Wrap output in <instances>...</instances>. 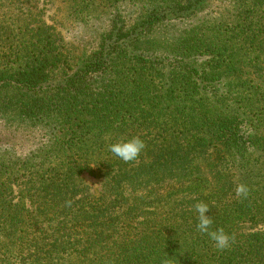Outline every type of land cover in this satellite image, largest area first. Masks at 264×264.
I'll list each match as a JSON object with an SVG mask.
<instances>
[{"label":"trees","instance_id":"1","mask_svg":"<svg viewBox=\"0 0 264 264\" xmlns=\"http://www.w3.org/2000/svg\"><path fill=\"white\" fill-rule=\"evenodd\" d=\"M37 2L0 0V264H264V0H68L80 47Z\"/></svg>","mask_w":264,"mask_h":264},{"label":"rangeland","instance_id":"2","mask_svg":"<svg viewBox=\"0 0 264 264\" xmlns=\"http://www.w3.org/2000/svg\"><path fill=\"white\" fill-rule=\"evenodd\" d=\"M68 0H38L37 6L43 18L51 25L55 26L66 42L80 47L81 41L90 39V29L83 25L74 23L67 12ZM41 142L39 134L32 139H22L17 145L18 154L27 156ZM84 181L91 193H101L103 186L101 181L85 176Z\"/></svg>","mask_w":264,"mask_h":264},{"label":"clouds","instance_id":"3","mask_svg":"<svg viewBox=\"0 0 264 264\" xmlns=\"http://www.w3.org/2000/svg\"><path fill=\"white\" fill-rule=\"evenodd\" d=\"M144 148L145 143L140 137H132L130 139L118 141L109 145V151L124 162L136 160ZM248 192L249 190L246 185H237V197L246 198L248 196ZM194 211L198 220L196 229L200 233L207 234L210 239L215 242V247L218 250L229 248L233 242V237L226 233L223 228L211 230L213 220L211 216L207 215L209 205L204 202H198L194 205Z\"/></svg>","mask_w":264,"mask_h":264}]
</instances>
